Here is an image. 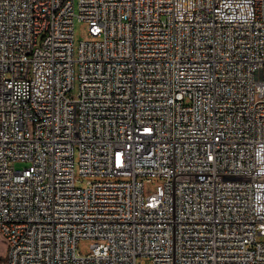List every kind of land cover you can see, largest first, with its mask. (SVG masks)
Returning a JSON list of instances; mask_svg holds the SVG:
<instances>
[{
  "label": "built area",
  "instance_id": "2783aa9c",
  "mask_svg": "<svg viewBox=\"0 0 264 264\" xmlns=\"http://www.w3.org/2000/svg\"><path fill=\"white\" fill-rule=\"evenodd\" d=\"M0 238L4 264H264V0H0Z\"/></svg>",
  "mask_w": 264,
  "mask_h": 264
},
{
  "label": "rangeland",
  "instance_id": "374dc122",
  "mask_svg": "<svg viewBox=\"0 0 264 264\" xmlns=\"http://www.w3.org/2000/svg\"><path fill=\"white\" fill-rule=\"evenodd\" d=\"M76 11L78 12V6H76ZM91 38L89 36V28L88 25L75 20L74 23V44H75V55L77 56V52L81 42L90 41ZM78 86V82L76 83ZM77 90L75 91V93ZM27 166L25 163H16L15 168L17 170H22ZM78 168V166H77ZM88 179H83V182L79 184L80 187L85 186ZM163 191V183L159 179H154L152 183L146 184L145 186V195L150 196L153 194H160ZM91 241H81L79 244V252L82 255H88L91 252ZM7 246L3 239L0 238V264H4V255L6 254Z\"/></svg>",
  "mask_w": 264,
  "mask_h": 264
}]
</instances>
